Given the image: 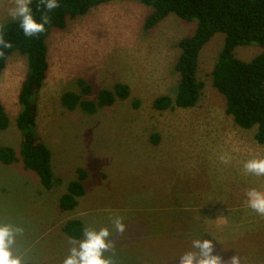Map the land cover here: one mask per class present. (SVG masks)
Returning <instances> with one entry per match:
<instances>
[{"label":"rangeland","instance_id":"rangeland-1","mask_svg":"<svg viewBox=\"0 0 264 264\" xmlns=\"http://www.w3.org/2000/svg\"><path fill=\"white\" fill-rule=\"evenodd\" d=\"M9 6L10 0H0V23L12 20ZM151 10L136 0L102 2L66 18L65 26L52 28L47 37L48 69L38 92L35 131L50 151L54 185L45 188L20 161L0 162V223L23 227L16 251L28 264H61L68 254L72 238L62 226L77 212L61 211L58 200L79 168L88 176L89 195L76 198L78 218L84 228L113 231L115 249L106 255L115 264H178L200 237L212 239L224 260L237 254L241 264H264V216L246 204L248 189L263 192L264 176L243 168L264 153V145L253 140L255 126L241 128L225 112L224 97L211 80L224 34L215 33L200 52L197 78L203 88L196 104L157 110L158 96L175 94L177 43L196 23L170 13L144 30ZM261 50L241 44L234 53L247 61ZM26 69L25 56L14 51L0 74V101L9 118L0 146L17 154V95ZM77 78L91 85L87 99L116 82L126 84L129 95L94 113L68 110L61 95L79 91ZM228 184L233 208L216 224ZM116 216L125 224L122 235L112 226Z\"/></svg>","mask_w":264,"mask_h":264},{"label":"trees","instance_id":"trees-1","mask_svg":"<svg viewBox=\"0 0 264 264\" xmlns=\"http://www.w3.org/2000/svg\"><path fill=\"white\" fill-rule=\"evenodd\" d=\"M110 0H58L59 7L48 13L51 23L46 31L37 37H25L17 21H7L5 39L12 42L11 48L3 49L0 55V74L7 57L18 51L26 58L27 69L19 87L17 99L21 109L15 123L20 133L18 154L11 146H0V162L12 164L20 161L25 170H32L45 188L54 185L51 170L50 151L36 134L38 92L46 78L48 69L47 37L52 28H63L66 18L85 14L92 6ZM151 6L143 23L149 30L168 14L173 13L184 21H195L190 35L182 37L177 45L179 55L173 66L178 81L173 97L158 96L153 106L157 110L167 108H189L196 104L203 83L197 78L199 55L203 46L218 32L224 34L222 47L211 72L213 87L223 95L225 112L234 123L244 129L256 127L253 140L264 145V0H136ZM33 0V14L40 19V11ZM241 44H256L261 51L245 61L236 57L234 50ZM78 92L65 91L61 103L68 110L76 108L94 113L98 108L113 104L115 98L124 99L129 95L126 84L116 82L112 88H101L95 99L84 98L91 93V85L83 78H77ZM9 125V118L0 101V130ZM84 169H77V178L70 181L67 191L58 200L61 211L71 210L77 205V197L84 194ZM62 231L72 239L83 236L82 222L77 218L68 219Z\"/></svg>","mask_w":264,"mask_h":264},{"label":"clouds","instance_id":"clouds-1","mask_svg":"<svg viewBox=\"0 0 264 264\" xmlns=\"http://www.w3.org/2000/svg\"><path fill=\"white\" fill-rule=\"evenodd\" d=\"M33 0H10L7 7V16L17 21L25 37H37L46 31L45 26L51 23L49 12L58 8V0H38L36 10L41 12L37 20L33 14ZM6 27L0 23V55L3 49L11 48L12 42L5 39ZM222 162L228 163L226 157H221ZM243 168L246 173L255 176H264V158H253L247 160ZM246 204L260 216H264V192L256 188L246 191ZM112 226L117 234H123L125 224L122 218L116 216L112 220ZM23 227L11 223H0V264H28L23 254L16 251L17 237L23 234ZM113 231L107 226L100 228L88 227L83 230L81 239H70L68 254L61 261V264H115L111 255L115 241L112 239ZM241 264V257L237 254L229 259H222L219 252L215 251V244L212 239L195 238L191 242V248L178 257V264Z\"/></svg>","mask_w":264,"mask_h":264},{"label":"crops","instance_id":"crops-1","mask_svg":"<svg viewBox=\"0 0 264 264\" xmlns=\"http://www.w3.org/2000/svg\"><path fill=\"white\" fill-rule=\"evenodd\" d=\"M263 146V145H262ZM261 156H259V158H262V156L264 155V153H261L260 154ZM77 178V176H76ZM88 176L86 175L85 179L83 180V185H84V194L81 195V198H84V197H87L89 195V189H88V180H87ZM98 184L94 185L93 187H91L90 189H93L97 186ZM99 189H94L93 192H96L98 191ZM262 191V190H261ZM233 190H231V187L230 185L228 184V192L226 194H222L221 195V202H220V206L222 208H220V211L221 212H216L215 215H214V218L216 219L215 223L218 224V223H222L223 221L226 220V213L227 211L230 209V208H233V204L230 203V201L232 200V197H233V194H232ZM263 192H264V189H263ZM212 195H214L212 193ZM78 200H77V205H78ZM219 202V201H218ZM77 205L74 207V211L77 212V215L74 217V218H78L79 215H80V210H77ZM77 207V208H76ZM71 219V218H70ZM79 219V218H78ZM81 220V219H80ZM82 222V221H81ZM82 225H83V230L85 229L84 226L85 224L82 222Z\"/></svg>","mask_w":264,"mask_h":264}]
</instances>
